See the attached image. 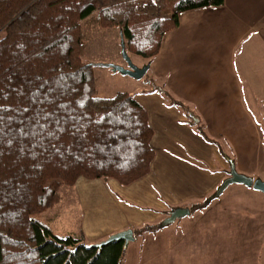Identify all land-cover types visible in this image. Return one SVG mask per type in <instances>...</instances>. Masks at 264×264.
I'll list each match as a JSON object with an SVG mask.
<instances>
[{
  "label": "trees",
  "instance_id": "16d2710c",
  "mask_svg": "<svg viewBox=\"0 0 264 264\" xmlns=\"http://www.w3.org/2000/svg\"><path fill=\"white\" fill-rule=\"evenodd\" d=\"M224 1L0 0V264H123L124 241L96 247L41 220L63 185H130L156 155L149 113L135 96H99L94 66L83 60V22L119 29L127 52L152 61L181 13ZM153 91L190 113L165 88Z\"/></svg>",
  "mask_w": 264,
  "mask_h": 264
},
{
  "label": "crops",
  "instance_id": "0c3cea01",
  "mask_svg": "<svg viewBox=\"0 0 264 264\" xmlns=\"http://www.w3.org/2000/svg\"><path fill=\"white\" fill-rule=\"evenodd\" d=\"M179 19L178 28L163 38L159 55L144 59L151 64L145 80L149 86L134 93L155 130L151 171L126 186L115 179L86 178L73 186L81 197L79 226L67 234L83 236L87 244L127 229L134 231L133 242L152 236L135 231L161 226L176 208L191 212L155 233L172 226L185 230L199 217L200 226L227 222L226 230L236 228L234 216H201L215 203L212 196L229 176L231 161L239 173L264 180V0H225L224 6L189 10ZM155 86L183 101L190 113L153 91ZM201 130L215 143L205 140ZM245 187L233 188L259 192ZM63 203L44 212L50 214L43 222L55 233ZM244 205L249 211L250 203ZM247 217L241 230L246 245L253 237L250 212Z\"/></svg>",
  "mask_w": 264,
  "mask_h": 264
},
{
  "label": "rangeland",
  "instance_id": "374dc122",
  "mask_svg": "<svg viewBox=\"0 0 264 264\" xmlns=\"http://www.w3.org/2000/svg\"><path fill=\"white\" fill-rule=\"evenodd\" d=\"M83 29L85 34L83 60L94 66L99 96L112 97L118 91L134 95L149 86L145 84L147 76L136 79L103 65L111 63L128 66L122 50V35L119 29H104L88 22H83ZM127 53L135 65L143 67L146 64L144 58ZM235 185L232 184L228 191L215 198L212 208L201 216H207L208 220L217 213L220 216L230 215L232 219L234 216L236 228L226 230L227 222H224V225L221 222L214 227L209 226L210 228L208 225L200 226V221L203 220L199 217L187 225L185 230L172 226L159 234L155 233L159 230L157 229L153 231L152 236L139 238L127 247L123 264H264V195L256 191L251 193L246 190H234ZM60 191L64 203L59 207L60 216L57 218L58 221L53 223V227L56 233L62 232L66 236L69 235L67 231L79 226L78 209L81 197L73 186L63 185ZM232 200L234 204L229 203ZM247 202L250 203L249 211L247 206H243L248 205ZM48 212L43 213L41 217L46 223L50 214ZM249 212L253 237H249L246 245L247 237L243 236L241 230L244 231V221L248 220ZM198 230L201 231L197 237L195 234Z\"/></svg>",
  "mask_w": 264,
  "mask_h": 264
},
{
  "label": "water",
  "instance_id": "95a60500",
  "mask_svg": "<svg viewBox=\"0 0 264 264\" xmlns=\"http://www.w3.org/2000/svg\"><path fill=\"white\" fill-rule=\"evenodd\" d=\"M125 46H126L125 40L122 36V50H123L124 56L128 62L127 67L120 66L117 64H111V63L103 64V65L112 68L114 71L121 72L124 75H128V76H131V77L136 78V79H143L146 76V74L148 73V71L151 67V64L148 62L143 67H139V66L135 65L132 62L131 58L129 57ZM195 120L198 121L197 119H195ZM232 184H237V185H242V186L244 185L248 188H252V189L257 190V191L264 194V180L261 178H252V177H249L243 173L242 174L239 173L237 171L234 163L231 161V171H230L229 176L222 182V184L217 189V192L212 196V198L220 197V195H222L226 191V189L228 187H230ZM190 212H191V210L188 207L176 208L175 210H173L171 212L170 216H168L161 223V227H166V226L174 223L177 219L186 217L187 215L190 214ZM116 240L124 241V245H125V247H127L130 242H133L135 240L134 231L132 229H127V230L118 232L116 234L111 235L106 240L99 242L95 245H96V247H101L103 245H106V244H108L112 241H116Z\"/></svg>",
  "mask_w": 264,
  "mask_h": 264
}]
</instances>
